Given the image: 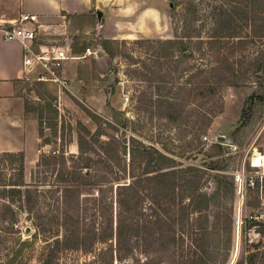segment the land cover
Here are the masks:
<instances>
[{
	"label": "rangeland",
	"instance_id": "1",
	"mask_svg": "<svg viewBox=\"0 0 264 264\" xmlns=\"http://www.w3.org/2000/svg\"><path fill=\"white\" fill-rule=\"evenodd\" d=\"M54 5V17L39 18L35 26L44 24L47 31L34 39L37 54L64 50L69 60L85 57L79 65L86 85L81 97H74L61 69L58 76L66 84L50 80L36 57L29 75L17 83L39 132L42 123L45 148L25 164V182L37 192L30 205H12L15 233L2 230L5 219L13 218L0 200V264L24 242L28 244L15 264L46 263L54 247L46 248L45 240L54 244L62 239L58 233L65 221L87 235V204L107 192L102 175L113 177V167L126 168V183L131 170L143 177L147 150H163L164 145L175 160L167 170L176 172L177 188L164 199L165 221L154 215L148 223L141 214L129 220L135 227L145 222L149 227L142 235L126 234L123 264H264V210L258 212L262 217L251 218L264 195L263 169L251 165L254 152L264 154V0H56ZM179 39L188 43L187 56L176 48L164 56L159 41ZM200 39H212L214 46ZM213 84L217 91L211 94ZM163 101L177 104L175 115ZM219 134L231 143L203 138ZM118 151L120 166L109 158ZM79 155L97 160L91 169L98 175L95 183L87 184L88 169L82 167L87 159ZM12 159L0 156L8 183L17 179L11 165L20 163L18 157ZM101 187L106 191L99 192ZM149 205L147 199L140 208L149 210ZM41 225L53 230L43 233ZM161 228L168 231L164 237ZM99 250L63 247L50 260L104 264Z\"/></svg>",
	"mask_w": 264,
	"mask_h": 264
},
{
	"label": "trees",
	"instance_id": "2",
	"mask_svg": "<svg viewBox=\"0 0 264 264\" xmlns=\"http://www.w3.org/2000/svg\"><path fill=\"white\" fill-rule=\"evenodd\" d=\"M140 43L141 41L138 40ZM150 42V41H148ZM161 46L163 47L162 52L164 56H168L173 54L176 48L178 52H182V56L186 57L188 49V43L184 41V39H179L178 41L174 40H166V41H159ZM191 43V42H190ZM200 43H206L209 45V48L214 46V41L212 39H208L203 41L200 39ZM192 54V52H191ZM211 69H215V67H211ZM207 70H202V72H206ZM224 77L218 79L217 82L223 80ZM209 89L212 91L211 94L217 91V86L215 84L210 85ZM152 101V100H150ZM161 104H167V106L173 111L171 112L172 115H175V110L177 109L176 103H171L167 101L160 102ZM27 111L29 109L27 108ZM183 109L180 111L182 112ZM205 115V114H204ZM203 113L200 114L199 118H203ZM41 117V116H40ZM174 117H177L174 116ZM190 115L187 116L189 119ZM186 120L189 122V120ZM40 136H43L42 130V123L40 122ZM85 141V140H83ZM89 142L87 141V146H89ZM218 144V143H216ZM220 145V144H218ZM91 146V145H90ZM89 146V147H90ZM169 150L167 146L164 145L163 150L158 148H152V151L147 150V155L150 156V160L147 162V167L145 168L144 172L142 173L143 177H138L132 170L128 175L130 176V181L126 183L123 181L126 177L122 176V173L127 172L126 168L119 169L115 171L112 167V176L104 174L102 175V180L108 184L107 192L104 194L102 193L101 197L92 196L93 202L87 204V214L91 220H87V235H81L79 228L74 227L71 228L68 221L63 222L61 226V230L59 234L62 235V239L57 237L54 239V244L50 239H46V248L53 246L54 248L49 249L51 251L50 258L52 259L55 255V250L60 248H69L73 247L78 250L92 252L93 248H100L99 254L101 255V259L104 264H123V261L126 258V251H125V243H127L128 239L126 238V234L130 236H138L142 235L141 232L148 229V223H151L152 217L156 215L158 218L156 221L163 222L165 218L163 217L164 214V199L166 202V198L169 196L167 193L168 190H175L177 188V174L175 171L170 172L167 170L168 167L172 166L175 163L174 159H171L167 156L166 152ZM115 157L109 156L113 163L117 165L122 164V158L120 152L118 151ZM0 156L4 157H13L12 161H15V157H18V161L20 162L18 167H13L11 165V170L17 175V179L12 182H7L3 175L4 170L0 169V200H3L4 203H1L5 208H8L11 211V219L10 221L5 219L7 226L4 230L7 233H15L18 230L14 228L16 224L15 218V211L13 210L12 205L16 204L17 202L20 203L18 205L20 208L24 206V204L30 205L33 201V192H37V190H32L27 186L24 178L25 172V158L22 152L14 153V152H4L0 149ZM132 154V160H133ZM79 159H87V165H83L82 167L87 168V184L95 183L94 177L97 174H93L91 169L93 164H96L95 159L92 157H82V155L78 156ZM144 158H146V154L144 153ZM65 157H63V162H65ZM40 165V161L38 162ZM111 166V165H109ZM215 169V167H212ZM82 174L81 172H79ZM98 176V175H97ZM112 178V179H111ZM147 182L148 185L144 186L142 189L141 183ZM189 183H196V181H190ZM235 183V182H234ZM234 188L235 185L234 184ZM232 185V187H233ZM192 186V185H191ZM154 189L159 190V194H156ZM236 189V188H235ZM52 190V189H50ZM98 191H106V188L98 189ZM175 197V196H174ZM150 201L149 210L140 208L141 204L145 200ZM7 201L9 203H7ZM30 208V207H29ZM200 207L198 206L197 209ZM137 215H144L146 216V221L143 227H135L133 222L129 220L133 218V216ZM6 213H1V217L4 219L6 218ZM102 218L101 220H97L98 218ZM128 221L130 222L129 225L127 224ZM79 223V221H76ZM41 224V223H40ZM41 230L43 233L49 232L53 230V227H47L41 225ZM165 229L161 228L160 235L161 237L166 236ZM59 232V230H58ZM129 236V237H130ZM28 243H20L18 249L15 250L12 257L7 258L4 264H15L19 263V258L23 252V248ZM47 260L44 264H52L51 260ZM152 262V261H151ZM146 264H151L150 262H146Z\"/></svg>",
	"mask_w": 264,
	"mask_h": 264
},
{
	"label": "crops",
	"instance_id": "3",
	"mask_svg": "<svg viewBox=\"0 0 264 264\" xmlns=\"http://www.w3.org/2000/svg\"><path fill=\"white\" fill-rule=\"evenodd\" d=\"M56 0H0V147L5 151L22 152L25 164L38 159L41 148H45L39 132V122L27 115L23 97L17 91V83L29 75L34 67L35 54L39 51L35 41L8 40L1 29L4 22L19 18L23 13L36 14L51 20L55 14ZM36 26V25H35ZM41 36L47 33L44 24L38 25ZM82 58L64 60L61 75L69 79L68 91L81 97L86 85L85 73L79 65ZM36 66L35 68H37ZM28 73V75H27Z\"/></svg>",
	"mask_w": 264,
	"mask_h": 264
},
{
	"label": "built area",
	"instance_id": "4",
	"mask_svg": "<svg viewBox=\"0 0 264 264\" xmlns=\"http://www.w3.org/2000/svg\"><path fill=\"white\" fill-rule=\"evenodd\" d=\"M38 23V17L36 14L31 13H23L19 18L10 20L9 22H4L5 26L1 29L3 32V36L8 40L20 39V40H29L33 41L37 37V28L35 25ZM90 52V51H89ZM35 57L38 58L37 60L41 61V64L46 69V73L52 75L48 77L50 80H60L63 83H67V81H62L61 78L58 76V72L62 67V63L64 60L68 58L65 54L64 50H60L54 54H35ZM45 75H42L40 79H48ZM129 99V96H126V100ZM215 137V136H214ZM214 137L204 136L205 140H210V142H216ZM251 165L253 167L262 168L263 175H264V154L257 151L254 152L251 158ZM242 175H236V180L241 179ZM253 186L255 184L253 183ZM239 198L241 202L244 199V193L242 185L239 186ZM260 209L264 210V195L260 200V205L257 210V213L251 215L252 219H258L259 217L263 216V213L258 215Z\"/></svg>",
	"mask_w": 264,
	"mask_h": 264
},
{
	"label": "water",
	"instance_id": "5",
	"mask_svg": "<svg viewBox=\"0 0 264 264\" xmlns=\"http://www.w3.org/2000/svg\"><path fill=\"white\" fill-rule=\"evenodd\" d=\"M102 16H103V12L101 10H98V17H99V19H101ZM97 55L99 57L101 55V53L100 52H97ZM214 140L216 142H219V143H228V144L231 143V140H229V138L226 135H224V134L216 135L214 137ZM27 230L29 231L30 228L28 227Z\"/></svg>",
	"mask_w": 264,
	"mask_h": 264
}]
</instances>
